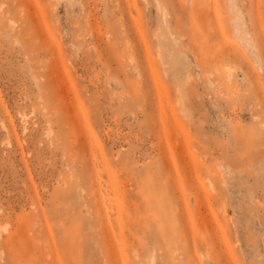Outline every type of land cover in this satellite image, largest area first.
Wrapping results in <instances>:
<instances>
[{
    "label": "rangeland",
    "instance_id": "obj_1",
    "mask_svg": "<svg viewBox=\"0 0 264 264\" xmlns=\"http://www.w3.org/2000/svg\"><path fill=\"white\" fill-rule=\"evenodd\" d=\"M0 264H264V0H0Z\"/></svg>",
    "mask_w": 264,
    "mask_h": 264
},
{
    "label": "bare ground",
    "instance_id": "obj_2",
    "mask_svg": "<svg viewBox=\"0 0 264 264\" xmlns=\"http://www.w3.org/2000/svg\"><path fill=\"white\" fill-rule=\"evenodd\" d=\"M98 209H99V206H98Z\"/></svg>",
    "mask_w": 264,
    "mask_h": 264
}]
</instances>
